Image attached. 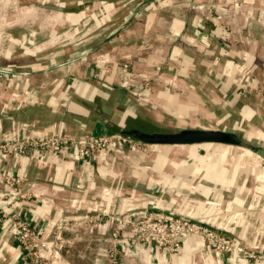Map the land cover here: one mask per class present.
Instances as JSON below:
<instances>
[{"label": "crops", "instance_id": "0c3cea01", "mask_svg": "<svg viewBox=\"0 0 264 264\" xmlns=\"http://www.w3.org/2000/svg\"><path fill=\"white\" fill-rule=\"evenodd\" d=\"M84 1L0 0V8L17 6L24 12L22 24L29 22L35 8L51 12L48 24L40 21L33 29L28 25V30L23 26L18 33L2 32L8 41L6 46L0 41L4 67L0 69V139L165 132L154 127L152 113L158 101L165 102L167 109L180 102L179 109L184 111L186 103L194 101L186 94L189 88L205 85L230 98L229 88L242 85L238 71L245 75L247 87H264V0H149L142 14L137 5L146 0H86L83 6ZM0 21L9 22L1 15ZM64 23L68 24L65 28ZM82 48H87L84 57L78 51L69 53ZM129 74L154 76L166 87L174 85L180 90L167 89L158 95L141 82L138 88L144 86L146 97L136 96L121 82ZM244 110L242 117L249 121L264 119V113ZM255 128L264 130V124ZM203 143L216 151L223 145L241 146ZM251 145L255 148L241 147L260 152L257 145ZM209 156L210 160L197 156L204 164L193 168V173L200 174L196 184L191 178H163L166 193L140 184L142 178L128 187L125 178L130 177L111 166L115 160L106 150L85 160L62 153L43 158L33 153L0 155V181L9 175L20 177L16 186H0V204L7 206L0 220V264H31L18 239L17 218L45 236L63 215L120 214L140 207L143 195L151 198L148 207L166 204L207 218L213 229L237 241L249 238L255 249L264 251L260 178H237L241 171L256 174V168L236 156L232 158L235 166L229 168L221 161L227 154L221 152ZM64 237L60 264L106 262L110 237L105 228L70 226ZM125 260L126 264H264V260L252 263L236 253L210 248L192 235L182 237L175 253L137 244Z\"/></svg>", "mask_w": 264, "mask_h": 264}, {"label": "rangeland", "instance_id": "374dc122", "mask_svg": "<svg viewBox=\"0 0 264 264\" xmlns=\"http://www.w3.org/2000/svg\"><path fill=\"white\" fill-rule=\"evenodd\" d=\"M83 3V6L86 5V0ZM148 3L149 0H146L143 3H140V5H137L141 11V14L148 7ZM65 8L69 9L70 7ZM49 11L50 10L48 9H43L40 7L35 8V11L30 12L32 13V16L29 18V22H25L22 24L20 18L22 17V15H24V12H22L20 8H18L17 6L9 8L1 7L0 15L4 18L5 21L8 20L9 22L7 23L6 21V23H1L0 21V35L5 30H14V32L17 33L21 32V30H23L24 28L28 30V25L30 29H33L34 27L36 28V26H38L37 24H39L40 21L48 24V22L50 21L48 19V14L51 13ZM45 17L47 18V20ZM17 19H19L18 22H14ZM23 26L25 27L22 28ZM67 26L68 24L64 23L63 28ZM4 36L5 35L2 34V38H0V41L4 42V45L6 46L8 40H5ZM86 50L87 48H82L69 53L73 55V53H76L78 51L80 57L81 54H83L84 57L87 55ZM2 67L3 65L0 64V69L3 70L4 67ZM12 72L16 75L19 74V71L16 70ZM237 73V76L239 78L238 80L242 78V81L239 82H241L242 85L245 83V86L241 85L240 87L234 85L229 88L230 90L226 88L227 91L229 90L228 92L232 95L230 96L231 99L228 96H224V94L222 95V92L221 96L213 93L211 90L212 87H210L209 85H205L206 87L202 88H189L190 93L186 94L191 95V99L194 101L188 104L186 103L187 106L184 105L186 106L184 111H181L179 109V105L181 104L180 102H174L171 106L167 105L169 109L166 108L165 102L158 101L157 103H154L156 106V108H154L156 110V113H152V117L154 118L153 120L155 122L154 127L165 132H174L181 129L200 128L226 130L228 132H233L239 140H244L250 144L257 145L260 149V152L251 153L246 148L238 145H235L234 147L223 145L222 147H225L222 150L216 151L214 147H212L213 145H209L207 143H199L190 146L185 145L181 147V145L153 144L146 143L144 141L140 142L134 137H131L136 143L135 149L127 145L124 147H115L106 150L107 153H109V156L112 155L115 160L114 163L111 164V166L115 167L117 171L123 172L125 176L130 177L125 178L126 185L128 187L129 185H131V182L133 183V181L136 180V178H142V180L139 179L141 180L140 184L152 186L153 188L159 190L163 189V192L167 191V187H165L166 185H164V183L166 184V182H164L165 180L163 179L166 177L173 178V181H176L177 178L179 180H181L182 178H191L190 182H194L196 184L199 181L198 179L200 178V174L193 173V168L196 169L198 168V165L201 166L204 164V161L199 160L197 156L204 155L207 160H210L209 155L219 154L221 152V154H227L226 159L222 158L221 161L224 162V164H226V166H228L229 168L232 165L235 166L236 161H232L233 156H236L241 163H245L250 166L254 165V167L256 168V174L252 172L254 176L247 175V172L241 171V173H238L237 178H246L248 176V178H260L259 181L263 188L261 202H264V135L262 134V131L264 130H262L261 128H255L256 126H261V124L263 125L264 119L262 120L259 117V119L257 120L249 121L242 117V114H244L245 111V107L250 108V110H255L257 115L260 112L261 114L264 113V93L262 91L264 90V87L262 88L261 86L257 85L247 87L245 75H241V71H238ZM138 77L142 78V80ZM138 77H133L132 74H129L124 78L122 77L121 79L124 87L130 91L135 92L136 96L146 97L145 93L143 92L145 88L146 90L148 89L156 92L158 95L163 91H166L167 89L172 92L180 90L179 87L174 85H169L167 86V88L163 80L156 79L154 76L153 78H147L144 75L139 74ZM141 82L145 86V88L143 86L141 89H139L138 85ZM233 97L236 98L237 102L233 100ZM124 135L129 136L126 133ZM4 139L5 138H3V140ZM186 166L189 167L188 170ZM151 178L154 180H162L163 183L161 182L157 184L153 183L152 181L150 184ZM173 184L175 185L176 183ZM175 190L179 193L182 192V190L179 188ZM183 191L184 194L188 195L187 192L189 191L187 189H184ZM166 193L163 195V199H165ZM190 195H192L193 197H197L198 193H191ZM150 199L151 198L147 195H143V197L139 200L142 204L141 206L139 205L140 207L127 210L120 214H81L74 216L63 215L56 221L52 231L48 235H41L43 240L48 242V244L50 245V247L41 251V253L43 254L44 264H60V260L64 251V247L61 245V241L65 238V231L70 226H77L78 228L84 229H87L88 227L91 228V226H99L101 228H105L110 238L108 240V246L105 250L106 262L104 264H126L125 255L137 244L144 245L146 248L156 249L158 250V252L162 253H175L181 247L180 243V246L177 250L165 249L163 246L158 247L156 243H149L145 240V238L143 239V237H145L144 232L146 231V235L150 232V230L148 229V222L151 220L149 218V214H147L146 216L144 215V212H146V210H157L176 218L179 217L190 219L193 221L195 220L198 222H203L205 224L209 223V221H206L207 218L203 219L202 217L192 215L191 213L189 214L181 212L180 210L175 209V207L172 208L167 206L166 204H153L150 205L151 207H148L146 205L149 203ZM178 202H180V198L178 199ZM208 206L209 205H206V207ZM0 207L4 209L7 208V206H2L1 204ZM0 214L2 219L6 216L2 215L4 214V212ZM131 216H133V218ZM20 220L23 219H15V224H17L16 221ZM144 224H146V226H144ZM220 233L229 236L227 233ZM17 235L19 234L17 233ZM240 241L244 246V251H246L248 254L254 255L253 257H249V255L247 256V254L241 253L242 255L238 254L240 257L248 258L252 263L264 260V251L255 249L252 246L249 238H245V240ZM115 257L119 262H114Z\"/></svg>", "mask_w": 264, "mask_h": 264}, {"label": "built area", "instance_id": "2783aa9c", "mask_svg": "<svg viewBox=\"0 0 264 264\" xmlns=\"http://www.w3.org/2000/svg\"><path fill=\"white\" fill-rule=\"evenodd\" d=\"M5 141V142H1ZM129 146L136 147L134 139L124 134L97 135L88 138H70L65 134H57L50 138L25 137L20 140L0 139V155H22L26 153L38 154L45 157L48 153H62L65 156H74L76 160H85L98 152L110 148ZM20 183V177L9 175L1 179V185L16 186ZM4 208L0 207V213ZM149 214L151 221L148 222L150 232L146 235V241L156 243L158 247L177 250L184 235H196L210 248L224 253H245L241 241H237L213 229L210 225L190 219L169 216L157 210H146L144 215ZM6 215L5 213L2 214ZM133 218V216H131ZM0 214V220H1ZM16 230L22 250L27 254L31 264H44L42 250L50 247L43 240L41 234L24 220L16 221ZM146 226V224H144ZM145 229V228H142ZM242 255V254H241ZM56 256V255H55ZM114 262H119L115 257Z\"/></svg>", "mask_w": 264, "mask_h": 264}, {"label": "water", "instance_id": "95a60500", "mask_svg": "<svg viewBox=\"0 0 264 264\" xmlns=\"http://www.w3.org/2000/svg\"><path fill=\"white\" fill-rule=\"evenodd\" d=\"M130 134L141 141L153 144L181 145L203 142H222L239 144L250 149L255 148V146L250 143L239 140L235 134L214 128L181 129L174 132L132 131Z\"/></svg>", "mask_w": 264, "mask_h": 264}, {"label": "trees", "instance_id": "16d2710c", "mask_svg": "<svg viewBox=\"0 0 264 264\" xmlns=\"http://www.w3.org/2000/svg\"><path fill=\"white\" fill-rule=\"evenodd\" d=\"M130 137H134V136H132L131 134H128ZM135 138V137H134ZM136 140H138V141H140V142H142L141 140H139V139H137V138H135Z\"/></svg>", "mask_w": 264, "mask_h": 264}]
</instances>
